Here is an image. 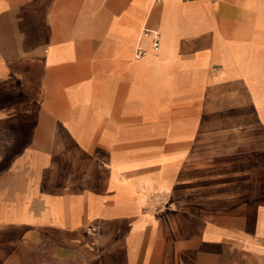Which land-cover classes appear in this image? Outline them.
Segmentation results:
<instances>
[{
	"label": "crops",
	"instance_id": "0c3cea01",
	"mask_svg": "<svg viewBox=\"0 0 264 264\" xmlns=\"http://www.w3.org/2000/svg\"><path fill=\"white\" fill-rule=\"evenodd\" d=\"M8 11L0 223L96 224L104 262L264 264V97L215 105L264 87V0H19L15 25ZM219 126L241 129L219 138L239 153L238 201L216 192ZM158 193L177 207L152 212Z\"/></svg>",
	"mask_w": 264,
	"mask_h": 264
},
{
	"label": "rangeland",
	"instance_id": "374dc122",
	"mask_svg": "<svg viewBox=\"0 0 264 264\" xmlns=\"http://www.w3.org/2000/svg\"><path fill=\"white\" fill-rule=\"evenodd\" d=\"M0 1L3 2L4 6H7L10 11H13H8L6 13V19L8 14H12V17L9 15L7 20L10 24L13 23L15 25V5L19 0ZM23 1L27 2L30 0ZM7 20H5V23ZM15 32L19 39L23 38V35L17 28ZM261 88L264 89V87H258V85H250V87H248V93H245V95H243V91L231 94L217 93L215 105L221 106V95L228 99L231 97L232 102H238L240 97L243 100L244 96L249 105H255L257 101L264 97V94L257 92V90ZM237 90H239V88ZM216 114L218 116V114L221 113L217 112ZM239 129L238 126L217 127V139L214 143L216 157L210 159L211 163H215L217 172L216 192H226L227 194H230L232 201H238L239 195L240 174L237 172L239 170L240 161L239 153H234L235 147L232 145V157L225 158L224 145L229 143L219 140V138H222L221 135H227L229 133L235 135V132L239 133ZM228 148L229 145H226L227 150ZM243 177H246V175L243 174ZM168 205L172 208L177 207L171 202L169 195L166 193L151 195L147 200L148 208L155 214L160 213L161 210L165 209ZM187 229H190L188 233V241L194 243L195 239H193L194 235L192 231L194 230V227L188 226ZM174 235L173 232V239L169 236L172 239L170 244L177 245ZM185 240H187V238H185L184 241ZM102 254L101 233L98 231L96 224H89L87 229L84 227L76 232H70L58 231L50 227L37 228L30 224L21 225L14 221L0 223V264H125L120 261V259H116L114 262L111 260L104 262L102 260Z\"/></svg>",
	"mask_w": 264,
	"mask_h": 264
},
{
	"label": "built area",
	"instance_id": "2783aa9c",
	"mask_svg": "<svg viewBox=\"0 0 264 264\" xmlns=\"http://www.w3.org/2000/svg\"><path fill=\"white\" fill-rule=\"evenodd\" d=\"M162 1H164V0H155V2H162ZM143 33H144V35H153L154 36V47L158 48V46H159V33H158V31L151 29V28H144ZM142 53H143V49L138 48L136 55L140 56ZM220 72L221 71L216 67L215 68V74L218 75Z\"/></svg>",
	"mask_w": 264,
	"mask_h": 264
}]
</instances>
